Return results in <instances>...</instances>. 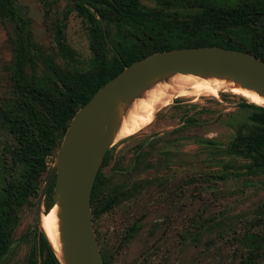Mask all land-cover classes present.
Instances as JSON below:
<instances>
[{"label":"rangeland","instance_id":"rangeland-1","mask_svg":"<svg viewBox=\"0 0 264 264\" xmlns=\"http://www.w3.org/2000/svg\"><path fill=\"white\" fill-rule=\"evenodd\" d=\"M14 8L29 23L35 57H52L66 66L53 41L55 24L64 23L65 42L76 53L75 62L67 65L91 68V26L75 0H14ZM17 30L15 23L0 17V104L14 96ZM31 69L26 66L27 75ZM44 69L39 60L38 76ZM200 98L172 99L155 112L150 125L108 150L95 205L114 196L120 201L93 219V227L109 264H239L250 249L248 237L264 239V171L243 172L251 159L229 150L240 131L257 127L252 111L242 108L249 102L229 92ZM5 146L15 143L0 125V190L6 175L18 177L22 169L3 152ZM48 173L42 176V187ZM37 198L20 210L0 264H28L35 254L40 258L35 251ZM52 203L53 190L42 211ZM125 235L131 236L125 240ZM260 248L255 264H264V246Z\"/></svg>","mask_w":264,"mask_h":264},{"label":"trees","instance_id":"trees-1","mask_svg":"<svg viewBox=\"0 0 264 264\" xmlns=\"http://www.w3.org/2000/svg\"><path fill=\"white\" fill-rule=\"evenodd\" d=\"M144 1L153 2L154 6L144 5L141 0H75L77 11L91 26L92 66L81 71L68 66L75 62L76 53L65 42L64 23L55 24L53 30L57 55L66 63L62 68L52 57L32 54L35 47L30 41L28 24L16 14L13 0H0V17L20 27L11 70L14 96L0 104L5 114L0 125L16 139L14 147L5 146V154H10L13 164L22 168L18 177L6 175L0 190V261L20 210L30 198L38 197L42 176L48 173V163L73 116L125 67L154 53L203 46L242 51L264 62V0ZM98 17L106 22L105 26ZM39 60L45 68L42 76L36 71ZM27 65L32 66L31 75L26 73ZM242 108L252 111L250 119L257 127L250 133L240 131L229 150L250 158L245 169L252 173L264 169V108L249 103ZM107 157L108 152L101 168ZM100 170L90 198L93 219L120 201V197L114 196L95 205ZM53 188L54 184L46 197ZM51 207L52 204L46 205L45 211ZM36 236L35 251L40 258L35 254L29 264H60L38 228ZM129 236L125 235V240ZM248 239L251 248L239 264H255L260 255V244L253 237ZM101 253L104 263L109 264Z\"/></svg>","mask_w":264,"mask_h":264},{"label":"water","instance_id":"water-1","mask_svg":"<svg viewBox=\"0 0 264 264\" xmlns=\"http://www.w3.org/2000/svg\"><path fill=\"white\" fill-rule=\"evenodd\" d=\"M173 74L231 79L264 97V62L248 53L217 46L151 54L104 84L70 121L37 198L38 230L47 239L39 221L46 213L43 202L54 183L51 208H59L63 260L47 241L60 264H105L93 227L90 198L104 157L115 142L120 106L139 98L155 80ZM0 121H4L1 108Z\"/></svg>","mask_w":264,"mask_h":264},{"label":"bare ground","instance_id":"bare-ground-1","mask_svg":"<svg viewBox=\"0 0 264 264\" xmlns=\"http://www.w3.org/2000/svg\"><path fill=\"white\" fill-rule=\"evenodd\" d=\"M221 92L238 95L251 104L264 107L263 96L253 90L241 87L240 84L233 82L231 79L215 76L202 77L190 74H173L155 80L141 93L139 98L120 106L122 110L114 140L126 139L146 128L151 124L155 112L160 107L169 105L174 98L217 97ZM39 228L47 236L56 255L63 260V244L60 241V220L57 205L41 215Z\"/></svg>","mask_w":264,"mask_h":264},{"label":"flooded vegetation","instance_id":"flooded-vegetation-1","mask_svg":"<svg viewBox=\"0 0 264 264\" xmlns=\"http://www.w3.org/2000/svg\"><path fill=\"white\" fill-rule=\"evenodd\" d=\"M13 6H14V0H13ZM15 9V8H14ZM17 14V13H16ZM18 15V14H17ZM19 16V15H18ZM20 17V16H19ZM21 18V17H20ZM24 20V19H23ZM26 21V23L28 24V27H29V23H28V21L27 20H25ZM12 22V21H11ZM13 23H15L16 25H17V31H20V27H19V25L16 23V22H13ZM54 30V29H53ZM31 72H32V69H31ZM26 73H27V71H26ZM31 75V74H30ZM0 108L2 109V107L0 106ZM2 111H3V109H2ZM3 113H4V111H3ZM4 121H5V114H4ZM3 121V122H4ZM1 122V121H0ZM2 122V123H3ZM8 130V129H7ZM8 133L10 134V136L12 137V139H13V141H14V143L16 144V139H15V136H13L10 132H9V130H8ZM4 152V151H3ZM102 166V165H101ZM247 167V166H246ZM243 172H246V173H248V174H254L255 172H257V171H264V169H261V170H256V171H254V172H252V173H249V172H247V170L244 168L243 170H242ZM132 230H133V228L131 227V228H129L128 229V231L130 232V234H131V232H132ZM129 236V235H128ZM131 236V235H130ZM129 236V237H130ZM37 237V236H36ZM128 237V238H129ZM249 237H253V236H249ZM127 238V239H128ZM253 238H255V237H253ZM256 239V241L260 244V247L261 246H264V239L263 238H260V239H258V238H255ZM249 244H250V241H249ZM250 248H251V246H250ZM261 250V249H260ZM2 259V258H1ZM0 263H1V261H0ZM29 264V263H28Z\"/></svg>","mask_w":264,"mask_h":264}]
</instances>
